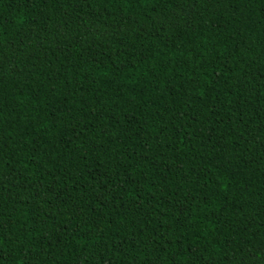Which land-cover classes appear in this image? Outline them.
Wrapping results in <instances>:
<instances>
[{
  "label": "trees",
  "instance_id": "trees-1",
  "mask_svg": "<svg viewBox=\"0 0 264 264\" xmlns=\"http://www.w3.org/2000/svg\"><path fill=\"white\" fill-rule=\"evenodd\" d=\"M0 264H264V0H0Z\"/></svg>",
  "mask_w": 264,
  "mask_h": 264
}]
</instances>
